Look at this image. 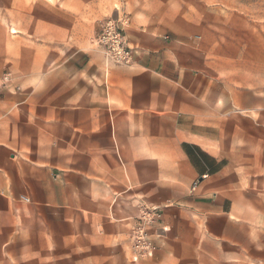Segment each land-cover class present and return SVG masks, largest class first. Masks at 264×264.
Here are the masks:
<instances>
[{
  "label": "crops",
  "instance_id": "0c3cea01",
  "mask_svg": "<svg viewBox=\"0 0 264 264\" xmlns=\"http://www.w3.org/2000/svg\"><path fill=\"white\" fill-rule=\"evenodd\" d=\"M178 3L10 0L0 264H126L142 204L163 216L140 264L264 260L263 40L251 17L212 33ZM121 8L132 66L94 42Z\"/></svg>",
  "mask_w": 264,
  "mask_h": 264
},
{
  "label": "built area",
  "instance_id": "2783aa9c",
  "mask_svg": "<svg viewBox=\"0 0 264 264\" xmlns=\"http://www.w3.org/2000/svg\"><path fill=\"white\" fill-rule=\"evenodd\" d=\"M130 25L128 14L120 11L118 15L107 17L100 23L98 34L94 38L108 63L121 66L134 64V50L128 43L127 29ZM9 74L4 75L8 80ZM197 182L194 183V187ZM163 212L159 206L142 204L132 229L131 241L134 258L147 257L154 253L151 232L155 224L162 218Z\"/></svg>",
  "mask_w": 264,
  "mask_h": 264
},
{
  "label": "rangeland",
  "instance_id": "374dc122",
  "mask_svg": "<svg viewBox=\"0 0 264 264\" xmlns=\"http://www.w3.org/2000/svg\"><path fill=\"white\" fill-rule=\"evenodd\" d=\"M9 7L10 0H0V19L5 20V17L8 16ZM178 9L179 13L192 12L194 14L193 18H195V20L198 17V14L208 12L210 17L209 28L212 33L220 32L217 25L219 23L224 24L225 21V23L233 24L237 22L238 17L234 16V14L245 15L246 18L251 17L252 19H249L248 21L257 25V34L262 38L261 40H263L264 45V0H179ZM120 11L128 14L124 9L121 8V10L117 11L115 17ZM219 13L224 14V16H222V20H219ZM251 15H256L257 19H254V16ZM195 28H197V26H195ZM261 55L262 57L264 56V50L259 51V57ZM167 204H171V202L169 201ZM165 232L166 230L164 229L160 234H164ZM154 258V253L147 257L134 258L131 243V255L129 262L126 264H140L143 261H153ZM207 264H234V260L219 261L216 259H211ZM243 264H264V260L262 262L243 261Z\"/></svg>",
  "mask_w": 264,
  "mask_h": 264
}]
</instances>
